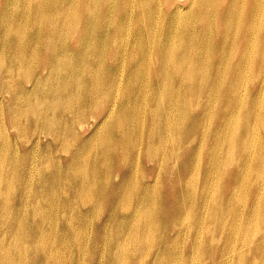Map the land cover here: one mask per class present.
<instances>
[{
	"label": "bare ground",
	"instance_id": "6f19581e",
	"mask_svg": "<svg viewBox=\"0 0 264 264\" xmlns=\"http://www.w3.org/2000/svg\"><path fill=\"white\" fill-rule=\"evenodd\" d=\"M24 1L25 15L11 12L6 0L0 14V55L7 61L0 92L22 93V109L13 105L16 112L9 118L15 132L6 131V117L0 114L5 130L0 141V264H132V258L134 264H197V255L203 258L200 264H264V0H164L169 1L164 12L163 0H148L149 22L156 27L165 16L172 27L165 28L168 35L154 51L147 31H138L133 44L119 46L121 39L97 25L123 7V16L130 18L136 0ZM215 3L220 10L216 29L222 9L227 16L219 26L226 31L219 46L229 56L208 72L210 57L203 59L197 47L209 34L196 35L197 22L186 18L195 13L207 27ZM82 4L102 11L85 18L78 14ZM238 5L244 16L235 12ZM13 24L16 37L10 33ZM182 25L184 37L193 32L194 39L180 45L176 36ZM28 27L33 36L27 37ZM72 32L76 49L68 46ZM46 47L50 59L41 69L34 59ZM74 53L79 56L70 60ZM146 69L151 74L144 86ZM194 98L204 103L194 104ZM100 102L101 111H90ZM65 123L82 130L69 135ZM86 123L90 126L84 130ZM212 129L219 150L214 164L187 163L182 149L181 165L173 173L168 152H155L165 138L183 146L188 136ZM28 133L36 134L30 144ZM40 133L49 135L48 141L42 143ZM183 176H188L186 184ZM220 181H228L232 193L224 191L226 203L210 206L199 190L210 196ZM248 195L257 200L237 205ZM108 204L114 215L101 216ZM117 208L129 209L127 217H115ZM221 210L228 214L217 216ZM25 220L39 228L26 227ZM96 221L101 222L94 229ZM113 224L123 226L113 233Z\"/></svg>",
	"mask_w": 264,
	"mask_h": 264
},
{
	"label": "rangeland",
	"instance_id": "374dc122",
	"mask_svg": "<svg viewBox=\"0 0 264 264\" xmlns=\"http://www.w3.org/2000/svg\"><path fill=\"white\" fill-rule=\"evenodd\" d=\"M169 1L166 4L165 1L163 0V4H162L163 12L167 10ZM178 1L184 2L186 0H178ZM2 2H3V0H0V14L3 16ZM6 2L11 7L10 11L13 13L16 12V14L19 17L26 14V12H27L25 10L26 3L24 0H13V3L11 0H6ZM255 2L258 3L259 0H255ZM135 4L137 5V10L134 13V15H133L132 10L129 11L130 18H125L123 16V9H124V7H123L121 9H115L112 12V14L110 16H108V18L106 20H99L97 22V25L102 32H104V33L113 32L115 35V39H117V38L121 39L122 42L118 43L119 46L123 45V44H133L134 37L137 35L136 33L138 31L139 32L147 31L150 34L149 39L151 40L149 42L150 50H153V49L155 50L156 48H158L159 44H161L163 42L165 36L168 35L167 33H165L166 32L165 28L168 26L171 27L170 22L164 16L162 22H158L157 26L155 27L152 24V22H149L150 21V15L152 12V7H151V4L149 3V1L148 0H136ZM82 5H83V7H81L80 12L78 14L81 13L85 18H87L89 15H92L93 13L102 11L101 8H98L96 10H91L92 6H84V4H82ZM216 5H217V3H215L214 5L211 6L212 15L210 17V21H212V22L209 25L205 24V25H208L207 27H203L200 24L201 17L195 13H193L190 17L186 18L190 22H192V21L197 22V26H196V29L194 31V33L196 35L202 33L203 31H206L209 34L208 39L204 43H202L200 46L197 47V51L201 52L203 59L210 57L208 72L214 71L216 69V67L219 65L220 61L224 57L229 56V54H228L229 52L223 53L220 46H219V43L222 42V40L225 39V37H226L225 29L222 27H219V26H220L221 21L224 22V20L227 19V16L226 17L224 16V12L222 9V13H221L222 15L218 17V21H217L218 28L216 29L215 28V20H216V17L218 16V14L220 12V10L216 7ZM242 10H243V7L241 5L240 6L238 5L235 7V12L237 14L244 16L242 14ZM160 16H161V12L158 14V18H160ZM162 17H163V13H162ZM144 21L149 22V27L146 30H141L140 25ZM215 29H216V31H215ZM17 30H18L17 24H13L11 26V29H10V33H11L12 37L17 36ZM188 30H190V28ZM39 32H40V34H43L44 30L40 29ZM192 33L193 32H190L188 34V37H184L183 25L180 26V29H179L177 36H176V40L178 41V44L183 45L187 40L194 39L191 36ZM26 35H27V37L33 36V34L29 31V27L27 28ZM73 38H75V37H74V34L72 32V34L69 35L68 46L71 49H76L77 46L75 45ZM15 45H16L15 39H11L9 42L10 49H14ZM114 46L115 45L113 43H111L110 44V51L107 53L109 66L113 64V60H114L113 59ZM259 47H260V45H259ZM244 50H247V49H244ZM49 53H50V49H48L47 47L44 49L41 48L40 49V57L38 59H34V61H37V60L40 61V68L41 69H43V67L48 64L49 59H50ZM112 53H113V55H112ZM154 53L155 52H153V54ZM78 56H79V53H74V55L72 56V58L70 60L77 59ZM0 60L2 61V66L0 68V76H5L6 75L7 61H6L5 57H3L2 55H0ZM43 71L44 70H41V72H43ZM150 74H151L150 69H146V72L144 75V82H143L144 86H146V82H147V79L149 80ZM154 74H155V70L153 71L152 76ZM209 93L210 92H208V91H204V94H209ZM3 95H5V96H3ZM21 99H22V93L20 91H12L11 93L5 92L3 94L0 92V114H2L3 116L6 117L4 124L6 126V131L9 132L10 134L12 132H15V129L13 127V124L12 125L10 124L9 118H10V115L12 116L16 112V110L22 109V106L19 104ZM193 103L194 104H201L204 102L202 100L194 98ZM103 104H104V102H100L96 108H94L90 111H101ZM13 105H16L18 108L16 110H13L12 109ZM119 112H120V110H119ZM68 116H71V114L68 113ZM45 118H46L45 116L40 117L41 120H44ZM40 119H38V120H40ZM241 120H243V122H246L247 115H243L241 117ZM33 121H34L33 118H31L29 120V130H31L30 126L33 123ZM65 124L67 126V129H70L72 131V133L69 135L74 134L76 136L82 130L80 128L73 129V127L69 123H65ZM195 124L197 125V122H195ZM215 124H216V117H214L213 121H212L213 128H214ZM86 125L87 126L84 130H86L90 126L88 123H86ZM4 131L5 130L3 129V127H0V141L3 138ZM39 135H40L42 143H45L50 138V136L46 135L45 133H40ZM35 136H36V134H35ZM35 136H33L32 133L27 134L28 144H30L31 140H33ZM183 139H184V136L182 137L181 140L183 141ZM183 142H184L183 146H179L180 143L177 141L176 138H173V137H171L169 139L165 138V142H161L160 146L155 149V152H157L158 154H163L165 151L168 152V154H169L168 165H169V167L172 168L173 173L177 172L178 167L181 165L180 160H178V154H179L180 150H182V149L186 151V155L189 158L187 163H190L193 161L199 163L201 161L200 165H203L205 162H208L210 164H214L218 161L217 156L219 154V150L216 151L217 148H215L216 139L214 141L213 129L209 130L206 134L199 132V134H197V135L188 136V138H185ZM6 152H8V149L6 147H4L2 158H3L4 164L7 166L9 155ZM60 155H63V157H64V155H65L64 151H62L60 153ZM53 164H54V162H50V165H53ZM16 170H17V173H19L20 168L18 170L17 166H16ZM187 177L188 176L182 177V184H186ZM197 180L195 181L194 186H195ZM123 187L125 188V185ZM18 188L20 190H22L21 185H19ZM130 189H132L131 186H130ZM29 190L31 192L34 189L32 186H30ZM224 191L229 192L228 196L230 195V192L232 193V188L229 187L228 181H220V182H218V184H214L212 186L210 196H208V194L206 192H204L203 188L201 187V189L199 190V195L202 197V199L204 201L209 199L210 206L212 204H224L227 201V199L225 197L226 193ZM183 197L185 198V196H183ZM13 199H17V198L14 196ZM255 200H257V199L252 197L251 195H248V196H245L242 199H240L237 202V205H240L241 207H243L248 202H252ZM48 205L52 208L55 206V204L49 203V202H48ZM80 206H81V204H80ZM128 210L129 209H126L124 211H119L117 208V211L115 213V217L121 218V219L126 218L127 215L125 212H127ZM101 212H102L101 216H105V217L114 215L113 214L114 209L112 208L111 205L109 207V204L105 208L103 205ZM212 212H213V209L209 208L208 209V215L211 214ZM216 214L219 217L223 216V215H227L228 210L216 211ZM191 217H192V219H194L196 217V215H191ZM101 221L95 222L94 229L96 228V226H98L100 224ZM23 223L26 227H29L31 225L32 228H35V229L39 228V223H32L31 224V222L28 220H25ZM243 224H244V221L241 223V225H243ZM113 226H114L113 227V233H114V232H116V229H121L123 225L113 224ZM0 227H1V223H0ZM47 229H46V231H47ZM154 233H152V235ZM53 235L55 236V235H57V233H53ZM145 235L150 237L151 231L148 230L145 233ZM45 236L51 238L49 236V234H46ZM213 236L215 238H218L220 236L219 231L214 229V228H213ZM2 239L3 238L0 236L1 241H2ZM154 242L155 241H151V243H154ZM221 242H224L223 239H221ZM187 245H189V244H187ZM215 249H218V246ZM149 254H151V252ZM149 256L147 258L148 260H149ZM202 259L203 258L201 256L197 255L194 262L197 264H200L202 262ZM130 262L132 264H134L133 258L130 260ZM33 264H36V262H34ZM144 264H148V263L145 262ZM169 264H178V262L172 261Z\"/></svg>",
	"mask_w": 264,
	"mask_h": 264
}]
</instances>
